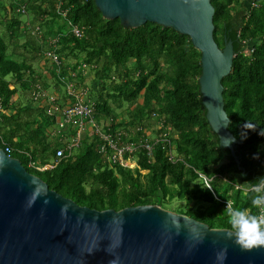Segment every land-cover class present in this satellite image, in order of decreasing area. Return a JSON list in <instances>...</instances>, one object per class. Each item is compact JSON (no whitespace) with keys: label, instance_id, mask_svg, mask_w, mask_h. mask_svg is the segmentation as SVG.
I'll use <instances>...</instances> for the list:
<instances>
[{"label":"trees","instance_id":"16d2710c","mask_svg":"<svg viewBox=\"0 0 264 264\" xmlns=\"http://www.w3.org/2000/svg\"><path fill=\"white\" fill-rule=\"evenodd\" d=\"M211 2L215 41L221 49L232 42L235 52L232 72L222 83L229 131L238 141L246 133L234 147L244 173L207 120L199 84L201 52L190 37L150 22L124 27L120 19L104 18L95 0H0V101L7 112L0 122V149H11L10 155L50 190L81 207L169 210L177 201L182 203L178 214L226 230H231L227 202L259 214L249 182L264 177V136L259 134L264 128V0ZM60 11L67 12L66 20ZM71 25L83 31L82 38L73 35ZM30 28H39L42 36H32ZM51 38H59L61 55L75 62L73 72L82 63L95 73L94 115L104 132L118 145L142 144L135 169L109 163L98 137L73 157L57 156L65 137L35 97L39 88H50L51 78L42 75L40 64L44 52L55 50ZM78 75L83 83L85 74ZM247 121L256 129H245ZM32 161L52 168L38 171L29 166Z\"/></svg>","mask_w":264,"mask_h":264},{"label":"water","instance_id":"95a60500","mask_svg":"<svg viewBox=\"0 0 264 264\" xmlns=\"http://www.w3.org/2000/svg\"><path fill=\"white\" fill-rule=\"evenodd\" d=\"M95 3L104 18L120 19L124 27L150 22L190 37L201 52L199 84L207 120L244 173L234 150L244 138L238 141L229 131L222 83L232 72L235 52L232 42L221 49L215 41L211 0ZM229 232L160 206L81 207L0 149V264H216L215 254L223 247L228 250L224 264H264V246L242 250Z\"/></svg>","mask_w":264,"mask_h":264},{"label":"built area","instance_id":"2783aa9c","mask_svg":"<svg viewBox=\"0 0 264 264\" xmlns=\"http://www.w3.org/2000/svg\"><path fill=\"white\" fill-rule=\"evenodd\" d=\"M64 20L67 18L66 11H60ZM72 33L77 38H82L83 31L75 25H71ZM29 32L34 37H41L42 34L39 28L29 29ZM59 38H51L49 45L55 47L54 51H46L43 53V66L49 67L54 74L50 76L51 80L57 79V86L63 85L65 89V95L58 94L59 90L54 93L49 90H43L41 88L39 92L35 94L36 99H42L43 106L47 107V112L51 117L55 118L53 128L55 131L65 137V147L57 152V156L62 158L64 156H72L76 154L75 150L83 147L87 141L89 143L98 137L102 141L100 145L101 155L112 165H119L124 168L135 169L137 167V153L142 144L134 142H123L118 145L113 134L105 133L103 125H100L95 119V103L96 97L91 94V88L89 87V75H91L90 68L85 64H80L77 67V71L73 72L72 68L68 67L65 63V58L61 55L60 50L56 44ZM75 63V62H74ZM73 63V64H74ZM47 65V66H46ZM52 67V68H51ZM63 70V71H62ZM65 70H69L70 75L65 76ZM83 73L84 82L79 80L78 74ZM45 74V73H44ZM56 78V79H55ZM58 86V87H59ZM6 110L3 103L0 101V122ZM125 132H120L117 136L121 140ZM1 139V133H0ZM159 140V139H158ZM165 140V139H164ZM151 141L145 143V148L152 152ZM11 153V149H6ZM170 158L175 160V156L168 151ZM30 167L43 171L47 168H52L51 165L41 166L38 163L32 161ZM208 189L212 191L209 180L205 176H201ZM218 201L217 196H215ZM225 207L231 208L232 203H225Z\"/></svg>","mask_w":264,"mask_h":264},{"label":"clouds","instance_id":"9594fccd","mask_svg":"<svg viewBox=\"0 0 264 264\" xmlns=\"http://www.w3.org/2000/svg\"><path fill=\"white\" fill-rule=\"evenodd\" d=\"M243 127L245 129L255 130L257 125L247 121ZM259 134L264 136V128L260 130ZM242 138H246V133H242ZM231 143L232 140L225 141L226 145H230ZM249 184L252 193L251 203L258 209L259 214H251L246 209L236 207L227 209L231 228L228 233V238L235 237L234 242L242 250H251L264 246V177L259 178L255 182H249ZM227 253L228 250L226 247L217 250L215 254L216 264H224L227 259ZM112 264H117L116 260Z\"/></svg>","mask_w":264,"mask_h":264},{"label":"rangeland","instance_id":"374dc122","mask_svg":"<svg viewBox=\"0 0 264 264\" xmlns=\"http://www.w3.org/2000/svg\"><path fill=\"white\" fill-rule=\"evenodd\" d=\"M72 60L73 59H70V58H68V59H66L65 60V63H66V65L68 66V67H72ZM49 68V67H48ZM52 68V67H51ZM63 71V70H62ZM41 73H42V75H43V69H42V71H40ZM92 76H93V78L95 77V73L90 69V72H89ZM65 76H69L70 75V72H69V70H65ZM93 78H91V79H93ZM54 82L52 83V85L54 86H52V88H51V86H50V89H49V92H51V93H54L55 91H57V89L59 90V92H58V94H61L62 96H64L65 95V89H64V87H63V85L62 84H60V86L58 87L57 86V83H56V81L55 80H53ZM51 85V84H50ZM91 85H93V83H89V87L90 88H92V86ZM95 92L96 91H94L93 92V95H96L95 94ZM79 149H76L75 150V152L76 151H78ZM78 153V152H77ZM264 153V152H263ZM182 203H180V202H174L173 204H171V207L169 208V211H172V212H174V213H177L176 211H175V209H177V207L179 206V205H181Z\"/></svg>","mask_w":264,"mask_h":264},{"label":"crops","instance_id":"0c3cea01","mask_svg":"<svg viewBox=\"0 0 264 264\" xmlns=\"http://www.w3.org/2000/svg\"><path fill=\"white\" fill-rule=\"evenodd\" d=\"M40 66L42 67V69L44 68V69H43V75H44V73H45V75H47V74H46V70H48V69H47L46 67L43 66V63H41ZM49 77H50V76H49ZM88 77H89V82H90V81H91V78H92V75H89ZM49 82H50L49 84H51L50 86H51V88H52V86H53L52 83H53L54 81L50 79ZM53 87H54V86H53ZM49 89H50V88H49Z\"/></svg>","mask_w":264,"mask_h":264}]
</instances>
